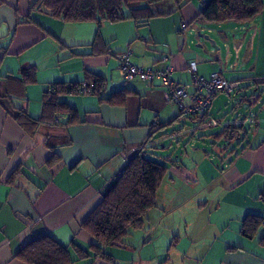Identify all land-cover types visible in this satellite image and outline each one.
<instances>
[{
  "label": "crops",
  "instance_id": "crops-1",
  "mask_svg": "<svg viewBox=\"0 0 264 264\" xmlns=\"http://www.w3.org/2000/svg\"><path fill=\"white\" fill-rule=\"evenodd\" d=\"M205 1L191 0L176 8L173 0H166L159 7L163 14L146 24L125 19L103 21L98 28L94 21L65 22L31 9L30 0H0V264H27L15 254L45 233L62 245L74 241L87 248L93 238L82 223L126 163L140 150L150 157L148 148H157L162 137L174 141L172 129L183 118L178 105L167 99L159 79L121 78L117 54L125 51H130L136 65L171 66V79L187 84L189 92L194 74L209 78L219 72L237 81L239 87L232 95L213 97L208 116L217 99L216 109L225 113L224 95L236 105L244 104L250 111L244 118L248 127L238 120L233 124L243 126L244 138L230 139L237 146L223 149L216 164L205 142L201 147L188 143L182 150L190 164L171 160L173 169L168 166L157 190L155 209L145 216L151 221L152 213L158 212L155 221L168 228L165 242L167 236L179 237L167 243L169 249L174 242L176 247L187 242L193 264H264V224L252 238L241 232L247 214L264 216V201L259 198L264 191V9L245 23L196 22ZM98 29L104 51L93 53L90 44ZM28 66L35 68V81L23 86L21 70ZM86 70L104 77L105 85L98 94L60 95L59 100L73 108L72 116L58 113L40 122L32 134L17 124V108L25 107L32 117L40 118L47 87L53 82L82 81ZM121 89L125 91L121 103L107 100ZM200 117L189 118L197 129L208 127L207 118ZM153 123L158 127L153 128ZM225 123L224 128L231 125ZM181 125L179 135L193 131L187 133V125ZM213 134L202 139L217 148L224 139ZM191 135L195 138V133ZM54 152L60 160L49 167L46 160ZM192 200L195 214L184 219L170 214ZM211 204L216 212L206 216L205 207ZM137 230L129 231L122 245L105 248L113 261L91 256L71 264H118V248H128L126 253L132 249L131 259L140 264L148 259L151 264H166L169 256L162 261L155 244L144 250L151 235L134 233ZM127 238L132 240L126 242ZM140 244L138 251L135 247Z\"/></svg>",
  "mask_w": 264,
  "mask_h": 264
},
{
  "label": "trees",
  "instance_id": "trees-1",
  "mask_svg": "<svg viewBox=\"0 0 264 264\" xmlns=\"http://www.w3.org/2000/svg\"><path fill=\"white\" fill-rule=\"evenodd\" d=\"M164 1L166 0H33L30 8L46 10L51 17L65 22L94 21L99 28L103 21L115 23L125 19H132L136 25L146 24L151 18L163 14L159 7ZM189 1L191 0H173L176 8ZM123 8H127V13ZM262 9V0H206L195 21L216 24L224 21L245 23L258 16ZM90 45L93 53L104 51L99 29ZM20 76L23 86L35 81V68H23ZM6 78L9 79L10 76ZM82 84H85L86 93L77 91ZM104 85V77L89 70L85 71L82 81L53 82L43 93L42 116L34 118L25 107H20L17 108L15 121L25 132L32 134L40 122L50 121L58 113L73 115V108L60 101V95L98 94ZM124 93L121 89L107 100L113 104L121 103ZM179 115H183L180 110ZM202 117L205 116L200 118ZM68 120L71 121L72 118L69 117ZM152 127H158V124ZM243 130L242 125H227L221 133H214L212 136L225 141L233 138L243 139ZM59 160V154L54 152L46 160V164L52 167ZM167 169L166 164L146 156V151L140 150L126 163L104 191L99 203L83 221L82 228L93 238L87 248L74 241L67 246L62 245L45 233L26 242L15 256L27 264H71L74 259L91 256L113 261V257L105 248L122 245L129 231L143 228L146 212L155 206L156 193ZM259 198L264 201V191L260 193ZM262 224L264 216L249 213L241 221V232L244 236L252 238Z\"/></svg>",
  "mask_w": 264,
  "mask_h": 264
},
{
  "label": "rangeland",
  "instance_id": "rangeland-1",
  "mask_svg": "<svg viewBox=\"0 0 264 264\" xmlns=\"http://www.w3.org/2000/svg\"><path fill=\"white\" fill-rule=\"evenodd\" d=\"M33 0H30V3H32ZM45 13L46 10H43ZM123 11L125 13H127V8H123ZM37 17V14L35 15V18ZM22 17L18 16V20H21ZM200 37V35H198ZM3 69V68H2ZM117 70V69H116ZM118 72V71H117ZM122 78V76H121ZM124 79V78H122ZM125 80V79H124ZM218 101L220 102L219 99L216 100V103L214 104V108H211L210 113H209V117L214 118L217 123L219 124L218 127L215 126H211L209 125L208 127L205 128H201V129H197V124L196 122L192 121L189 117H187L186 115H183L181 118V122L179 125L173 127L172 132L174 134V141L172 139H169V141L167 140L168 137H162L160 138L159 141H156V146L157 148L153 147V148H148V150L151 151V154H149V156L151 158H153L154 160H157L163 164H166L167 166L170 167V169H173V163L171 160H175L177 159V162L179 164H181L182 166L189 165V156H186L184 154V151L182 150L186 145H188V143H190L191 141H194L196 146L201 147L202 143H204V147L210 151H212L213 153V163H219V156L222 153V150L227 148V146H237L236 145V141H225V140H221L218 142V146L217 148H214L213 146L208 144V139L204 140L202 139V137H210L211 133H216V132H221L224 128V126L227 124L225 122H230L231 125L234 124V122L236 120H238L239 124L243 122L244 127L247 128L248 127V123L245 122L244 118L248 117L249 115V110L244 106V104L242 105H236V102L234 101V99L232 97H227V96H222V103L223 105V110H226L225 113H221V111H219V109H216V105L218 103ZM182 123H185L187 125V133L191 132L192 130V134L195 133V138H192L191 133L186 135V136H181L179 135L180 133V127H182ZM208 123V122H207ZM222 124V125H221ZM208 125V124H207ZM237 125V124H236ZM171 143L172 148L169 150H164L163 148H161L162 145L164 144H168ZM180 146V147H179ZM213 148V149H212ZM189 151V149H188ZM195 151V150H193ZM196 153V152H193ZM189 155V154H188ZM170 156V158H169ZM181 166V167H182ZM183 168V167H182ZM212 189H210L211 191ZM209 192V190H208ZM214 193L216 195H218L220 192L215 190ZM194 200H192L190 203H187L185 205H178L173 212H168L171 215H177L180 214L181 218H185L188 215L191 214H195V210L192 206ZM214 207H216V205L211 204V206L209 207H205V215L207 216L208 214H215L216 211H214ZM152 209H155L154 207H152ZM151 211H155V210H151ZM208 211V213L206 212ZM158 212H153L152 213V217H151V221H147V216H145V223L144 226L141 230H137L134 233H142V234H146L147 238L151 235V241L149 245H146L144 247L145 249H150L152 250L153 248V244H155V249L159 250L160 253L162 254V261L165 260L168 256H169V260L167 261L166 264H193L190 260V256H193L192 253V249L191 252L188 251L187 247H186V243L185 246L183 244H181L180 246H174L175 242H177L179 240V237H177V235H171L170 237L167 236V240L165 242V236L168 233V228L164 225V223L162 221H159V223H157L155 220V218H158ZM208 215V216H209ZM159 220V219H158ZM132 231V230H131ZM141 231V232H140ZM205 233H207V230H204ZM136 236V238H134L135 240L137 239V234H134ZM133 237V236H132ZM144 238V237H143ZM131 238H127L126 242L131 241ZM174 240L175 242L173 243V246L171 249H169V245L167 246V243H169V241ZM184 240L181 241V243H183ZM141 245H136V249L139 251V249L141 248ZM119 249V253H118V257H117V263L118 264H140L138 262V259H131V255H132V249L130 253H126L125 251H127L128 248H118ZM126 249V250H125ZM187 249V251H186ZM170 250V252H169ZM169 252V255H168ZM160 260V261H161ZM151 264V262L147 261V264Z\"/></svg>",
  "mask_w": 264,
  "mask_h": 264
},
{
  "label": "built area",
  "instance_id": "built-area-1",
  "mask_svg": "<svg viewBox=\"0 0 264 264\" xmlns=\"http://www.w3.org/2000/svg\"><path fill=\"white\" fill-rule=\"evenodd\" d=\"M130 57V51L121 52L117 55L118 70L125 80L138 78L146 82H152L154 79H159L161 85L166 89L167 99L176 103L183 115L191 117L204 115L207 118L208 125L217 124L214 118L208 116L213 97L218 93L230 96L239 87L237 81L228 80L219 72L213 73L209 78L194 74L191 81L193 91L189 92L187 84L178 83L171 79V66H166L163 69H157L153 66H140L133 64ZM189 69L194 72L193 63L190 64ZM77 91L86 93L85 84L78 87ZM153 125L156 126V123H153Z\"/></svg>",
  "mask_w": 264,
  "mask_h": 264
},
{
  "label": "water",
  "instance_id": "water-1",
  "mask_svg": "<svg viewBox=\"0 0 264 264\" xmlns=\"http://www.w3.org/2000/svg\"><path fill=\"white\" fill-rule=\"evenodd\" d=\"M199 35H202V34L199 32ZM211 44H212L213 46H215V44L213 43V41H211Z\"/></svg>",
  "mask_w": 264,
  "mask_h": 264
}]
</instances>
